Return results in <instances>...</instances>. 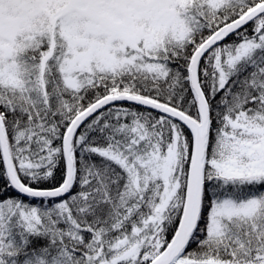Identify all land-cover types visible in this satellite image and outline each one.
Returning a JSON list of instances; mask_svg holds the SVG:
<instances>
[{
    "label": "snow or ice",
    "instance_id": "6c2138e0",
    "mask_svg": "<svg viewBox=\"0 0 264 264\" xmlns=\"http://www.w3.org/2000/svg\"><path fill=\"white\" fill-rule=\"evenodd\" d=\"M0 264H264V0H0Z\"/></svg>",
    "mask_w": 264,
    "mask_h": 264
}]
</instances>
